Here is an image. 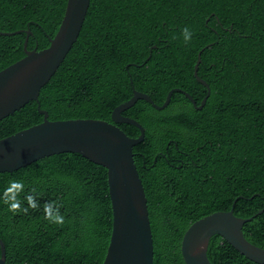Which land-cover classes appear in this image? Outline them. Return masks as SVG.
<instances>
[{"label": "trees", "instance_id": "obj_1", "mask_svg": "<svg viewBox=\"0 0 264 264\" xmlns=\"http://www.w3.org/2000/svg\"><path fill=\"white\" fill-rule=\"evenodd\" d=\"M66 3L0 0V32L23 30L0 35V71L24 57L27 30L28 49L49 46ZM207 45L198 70L210 87L202 110L175 92L163 110L139 100L123 113L145 130L133 153L147 198L153 264H186L187 229L229 211L235 200L240 218L264 208V0H90L77 42L39 94L53 121L111 122L114 108L133 96L132 85L160 106L173 88L200 105L207 88L194 66ZM37 107L31 101L1 120L0 139L41 123ZM118 127L132 138L140 134L132 125ZM108 191L107 170L74 153L0 173L6 263L102 264L112 231ZM243 234L264 249V213ZM207 255L212 264H256L218 235Z\"/></svg>", "mask_w": 264, "mask_h": 264}, {"label": "water", "instance_id": "obj_2", "mask_svg": "<svg viewBox=\"0 0 264 264\" xmlns=\"http://www.w3.org/2000/svg\"><path fill=\"white\" fill-rule=\"evenodd\" d=\"M89 6L90 0H67L61 24L50 39L49 46L42 50H28L30 31L27 30L25 56L0 71V121L31 101L37 102L38 111L43 115L41 123L0 139V173H11L40 159L63 153L79 154L102 166L107 170L112 209V231L102 264H153L154 246L147 198L133 153V148L144 141L145 130L139 122L123 113L139 100L163 110L170 104L175 92L184 94L195 110H202L210 95V87L198 76V70L201 54L210 45L199 51L194 66V77L207 88L200 105L185 90L173 88L160 106L132 85L133 96L114 108L111 122L98 119L49 120L47 111L41 109L40 91L77 42ZM22 32H0V35ZM154 48L156 46L151 51ZM130 82L132 84V80ZM119 124L136 127L140 131L139 136L129 137L118 127ZM235 203L236 200L229 211L214 212L195 221L187 229L181 244L186 264H212L207 252L215 235L222 237L248 260L264 264V249L250 243L243 234V226L264 213V208L253 217L240 218L234 214ZM0 247V264H7L1 239Z\"/></svg>", "mask_w": 264, "mask_h": 264}, {"label": "clouds", "instance_id": "obj_3", "mask_svg": "<svg viewBox=\"0 0 264 264\" xmlns=\"http://www.w3.org/2000/svg\"><path fill=\"white\" fill-rule=\"evenodd\" d=\"M191 35H192V33L189 31V29H188V28H185V29H184L185 40H190V39H191ZM18 207H19L18 204L13 203V204L11 205V210H12V211H16V210H18Z\"/></svg>", "mask_w": 264, "mask_h": 264}, {"label": "flooded vegetation", "instance_id": "obj_4", "mask_svg": "<svg viewBox=\"0 0 264 264\" xmlns=\"http://www.w3.org/2000/svg\"><path fill=\"white\" fill-rule=\"evenodd\" d=\"M30 36V35H29ZM51 38H53V37H51ZM50 37H48V40H49V44H50V39H51ZM27 47H28V45H27ZM34 48H37V50H39L38 49V45L37 46H35ZM33 48V49H34ZM28 49V48H27ZM33 49H28V50H33ZM23 50H24V46H23ZM24 54H25V51H24ZM25 56V55H24Z\"/></svg>", "mask_w": 264, "mask_h": 264}]
</instances>
